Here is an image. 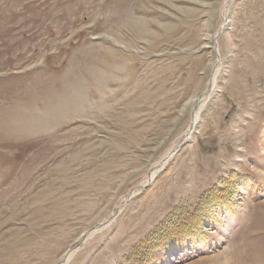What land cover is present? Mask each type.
<instances>
[{
	"label": "rangeland",
	"instance_id": "obj_1",
	"mask_svg": "<svg viewBox=\"0 0 264 264\" xmlns=\"http://www.w3.org/2000/svg\"><path fill=\"white\" fill-rule=\"evenodd\" d=\"M68 250L264 264V0H0V264Z\"/></svg>",
	"mask_w": 264,
	"mask_h": 264
},
{
	"label": "bare ground",
	"instance_id": "obj_2",
	"mask_svg": "<svg viewBox=\"0 0 264 264\" xmlns=\"http://www.w3.org/2000/svg\"><path fill=\"white\" fill-rule=\"evenodd\" d=\"M196 120H197V113H196V115H195V117L193 119V124L190 126L191 128H189V130H188L189 133L187 135V142L191 140V134H190V132L193 131V127L195 126ZM171 153L172 152H170L168 154V156L166 157V161H167V159H169V157H172ZM154 175H155V173L152 172L151 175L149 176V180H151L154 177ZM91 234H93V233H90V232L89 233H86L85 236H84V238L85 237L86 238H89L91 236ZM72 254H73V251L72 250H70V251L68 250V252L65 253V255L63 256V258H62V260H61V262L59 264H66V262H68V260L71 258ZM207 261L210 264H228L229 257H228V254L227 253L226 254L219 253L217 255V257L216 256H213L210 259H208Z\"/></svg>",
	"mask_w": 264,
	"mask_h": 264
},
{
	"label": "water",
	"instance_id": "obj_3",
	"mask_svg": "<svg viewBox=\"0 0 264 264\" xmlns=\"http://www.w3.org/2000/svg\"><path fill=\"white\" fill-rule=\"evenodd\" d=\"M210 89V88H209ZM209 89H208V92L207 93H205V94H203V95H201L202 97L203 96H206V95H208V93H209ZM201 96L199 97V98H201ZM191 128V127H190ZM187 143V140L186 141H184V142H182L178 147H176L174 150H172L171 152V155H174L175 153H177L183 146H184V144H186ZM153 169V168H152ZM151 169V170H152ZM150 173V172H149ZM150 181V180H149ZM149 181H148V183H149ZM145 186H147V185H145ZM144 186V187H145ZM144 187H141V188H144ZM132 192V191H131ZM130 192V193H131ZM128 198H129V196H128ZM109 224V222L107 221V222H105L104 224H101V225H98L97 227H95V228H102V227H104V226H106V225H108ZM94 228V229H95ZM94 229H92V230H94ZM91 230V231H92ZM90 232V231H89ZM88 232V233H89ZM87 239H86V237L84 238V236H83V239L79 242V244L75 247V248H73V250H77L78 248H79V246L82 244V243H84L85 241H86Z\"/></svg>",
	"mask_w": 264,
	"mask_h": 264
}]
</instances>
